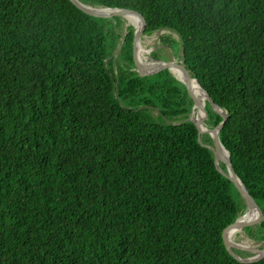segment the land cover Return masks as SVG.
<instances>
[{
	"label": "trees",
	"instance_id": "trees-1",
	"mask_svg": "<svg viewBox=\"0 0 264 264\" xmlns=\"http://www.w3.org/2000/svg\"><path fill=\"white\" fill-rule=\"evenodd\" d=\"M77 1L176 35L159 42L227 116L219 141L264 215V0ZM122 23L70 0H0V264H243L221 237L243 200L182 82L135 71ZM242 230L264 240V220Z\"/></svg>",
	"mask_w": 264,
	"mask_h": 264
},
{
	"label": "water",
	"instance_id": "water-1",
	"mask_svg": "<svg viewBox=\"0 0 264 264\" xmlns=\"http://www.w3.org/2000/svg\"><path fill=\"white\" fill-rule=\"evenodd\" d=\"M70 2H72L83 13L93 16V17H101V18H111L114 16H124L125 17L127 13H132L137 16V18L139 19L141 28L139 32H136V30L134 31L131 46H132V60L134 63V69L138 73L139 76L153 78L156 74H158L159 72L163 70H168L170 73L172 72V68L174 67L177 68V70H179V72L182 74V79H178V80L182 82V84L184 85L186 92H187V96L192 102V108H191V112L189 113L188 120H190L195 125L197 132H198V137L200 136V134H203L207 138H209V140L211 141V144L205 145V147L209 149L214 156L215 168L221 172L219 168V162L225 166L227 173H223V172L221 173L225 175L232 182V184L238 191L241 199L243 200L245 204V212L241 216H244L247 213L256 214L253 218L249 220H240L237 217L233 223L229 224L222 230L221 237L223 240L224 247L227 250V252L235 260L243 264L256 262L264 258V247L263 248H249V247H245L242 245H238L232 242L229 236H227V232L229 230L236 232L237 230L243 229L244 227L257 225L264 218L261 209L254 202L253 198L248 194L247 190L245 189V187L243 186V184L237 177L236 173L234 172L231 166V163H230L228 152L224 149V147L219 141L218 133H219V130L222 128L225 120L227 119V116L213 103L209 95L200 87V85L196 82V80L191 77V74L185 68L183 60L181 58L178 62H175L174 59H172L171 61H167V62L155 59L154 60L155 64L153 65V69L150 72H146L142 69L144 65H142L138 60V57L136 54V43L140 41L143 36L146 35V21L139 12L129 10V9H121V8L97 9V8H93L90 6H86L78 2L77 0H70ZM103 11H106V12H103ZM192 81L196 82L197 85L202 90L203 96H204L203 102H200L193 97L191 93V89H190ZM205 100L210 103L212 110L218 113L222 118L221 122L214 128L211 127L210 116L207 110L205 109V104H204ZM194 109H196L202 115L201 116L202 117L201 129H199L197 122L190 117V114L194 112ZM198 142L200 143V138H198ZM233 249L248 252L252 254V256L247 257V258H242L236 255Z\"/></svg>",
	"mask_w": 264,
	"mask_h": 264
},
{
	"label": "rangeland",
	"instance_id": "rangeland-1",
	"mask_svg": "<svg viewBox=\"0 0 264 264\" xmlns=\"http://www.w3.org/2000/svg\"><path fill=\"white\" fill-rule=\"evenodd\" d=\"M97 9H101V8H97ZM121 19H122L123 23H122L120 32L122 34L125 33V29L129 25L132 26L133 31H135V26L132 25V22H131L132 19L130 17L121 16ZM167 33H170L172 37H176V35L173 32H170L168 30H159V31L153 33L152 35H149V36L145 35L141 38L139 45H140V49H142V51L140 52L139 49H136V54H137L139 62L142 65H144V67L142 68L144 71L150 72L153 69V67H151L155 64V61H154L155 59L151 56V53L153 51H154V56L157 57L156 60H160V61H164V62L171 61L172 59H174L175 62H178L180 60V58L177 56V52H175L174 46L170 47L167 45H162L159 42V39H160L159 37L162 34H167ZM171 74L174 77H176L172 72H171ZM197 115H198V111L196 109H194V112L192 114H190V117L197 122L198 121ZM263 217H264V215H263ZM240 218H242L241 215L238 217V219H240ZM263 220H264V218H263ZM254 226H256V225H254ZM230 239L232 242H234L238 245H242V246L249 247V248H263L264 247V240L258 241V242L252 240L245 234V231H243L242 229H239L236 232H234L232 235H230ZM251 256H252V254H247L246 256H243V257L247 258V257H251Z\"/></svg>",
	"mask_w": 264,
	"mask_h": 264
},
{
	"label": "bare ground",
	"instance_id": "bare-ground-1",
	"mask_svg": "<svg viewBox=\"0 0 264 264\" xmlns=\"http://www.w3.org/2000/svg\"><path fill=\"white\" fill-rule=\"evenodd\" d=\"M102 11V10H101ZM103 12H106V11H103ZM126 16H128V17H130L132 20H131V22H132V25H134L135 26V30H136V32H139L140 31V28H141V26H140V22H139V19L137 18V16L135 15V14H132V13H127L126 14ZM139 43H140V41H138L137 43H136V49H139V51L141 52L142 51V49H140V45H139ZM148 59V58H147ZM151 63V62H150ZM151 67H153V66H151ZM172 73L178 78V79H182V74L179 72V70H177V68H172ZM195 79V78H194ZM190 89H191V93H192V95L194 96V98L196 99V100H198V101H200V102H203V100H204V96H203V92H202V90L200 89V87L197 85V83L196 82H194V81H192V84H191V87H190ZM201 98V99H200ZM202 115H201V113L200 112H198V115H197V124H198V126H199V129H201V123H202V117H201ZM256 214L255 213H247V214H245L244 216H241L242 218H240V220H249V219H251V218H253L254 216H255ZM234 233V231H232V230H229L228 232H227V236H229V238H230V235H232ZM231 240V239H230Z\"/></svg>",
	"mask_w": 264,
	"mask_h": 264
},
{
	"label": "crops",
	"instance_id": "crops-1",
	"mask_svg": "<svg viewBox=\"0 0 264 264\" xmlns=\"http://www.w3.org/2000/svg\"><path fill=\"white\" fill-rule=\"evenodd\" d=\"M173 71V70H172Z\"/></svg>",
	"mask_w": 264,
	"mask_h": 264
}]
</instances>
